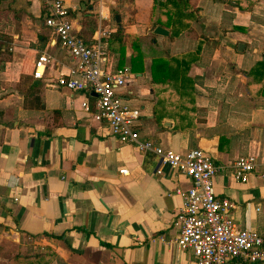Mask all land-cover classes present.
<instances>
[{
	"label": "crops",
	"instance_id": "1",
	"mask_svg": "<svg viewBox=\"0 0 264 264\" xmlns=\"http://www.w3.org/2000/svg\"><path fill=\"white\" fill-rule=\"evenodd\" d=\"M189 2L199 15L169 35L157 0H64L79 36L104 31L105 69H128L117 91L140 109V135L210 154L224 165L214 187L235 202L234 222L264 232V74L253 70L264 57V0ZM45 15L39 0H0V264H196L174 241L176 189L190 178L108 134L91 89L56 84L73 61ZM44 49L53 59L35 78ZM155 57L191 61L193 84L181 89L173 74L155 82ZM246 153L256 165L240 181L231 162Z\"/></svg>",
	"mask_w": 264,
	"mask_h": 264
},
{
	"label": "built area",
	"instance_id": "2",
	"mask_svg": "<svg viewBox=\"0 0 264 264\" xmlns=\"http://www.w3.org/2000/svg\"><path fill=\"white\" fill-rule=\"evenodd\" d=\"M39 1L46 10L45 24L60 39L73 61L68 72L56 78V84L74 90L91 89L96 95L93 116L104 123L108 134L133 144L142 152L157 154L162 164L172 166L190 178L188 188L176 189L182 197L181 207L173 219L178 227L174 240L177 247L189 248L196 264H226L233 259L244 264H264V232L238 226L232 217L235 202L216 194L214 177L224 165L215 164L211 155L200 147L181 153L142 137L135 127L140 109L117 91L124 84L128 69H105L104 31H99L94 40L86 41L75 32L64 0ZM52 59L48 50H40L33 76L41 78ZM82 104L87 106V101ZM255 165L256 157L251 153L238 155L231 162L233 175L240 181L247 179ZM120 172L124 174L128 170L123 168Z\"/></svg>",
	"mask_w": 264,
	"mask_h": 264
},
{
	"label": "trees",
	"instance_id": "3",
	"mask_svg": "<svg viewBox=\"0 0 264 264\" xmlns=\"http://www.w3.org/2000/svg\"><path fill=\"white\" fill-rule=\"evenodd\" d=\"M233 1L238 3L240 0ZM157 2L164 5L165 8L163 10L160 8V10L166 15V19L165 21H162L159 16L156 19V22L167 27L169 26L171 30L169 35L175 34L179 31V29L182 27L181 20L183 18H196L198 15L197 9L190 5L189 0H157ZM176 60L177 65L173 67L169 63V60H166L164 57L153 58L151 63L152 79L155 82H163L168 79L169 75L173 74L174 77L178 79L177 81H179L181 89H185L188 81L193 84L194 78L187 76V69L191 61H186L184 58H176ZM165 70H168L167 74H163ZM253 70L255 74L256 72L264 74V57L255 63Z\"/></svg>",
	"mask_w": 264,
	"mask_h": 264
},
{
	"label": "water",
	"instance_id": "4",
	"mask_svg": "<svg viewBox=\"0 0 264 264\" xmlns=\"http://www.w3.org/2000/svg\"><path fill=\"white\" fill-rule=\"evenodd\" d=\"M154 32L158 33V34H163V35H167L169 33V30L161 25H157L154 28ZM238 48L242 49L243 48V43L239 42L238 44Z\"/></svg>",
	"mask_w": 264,
	"mask_h": 264
},
{
	"label": "rangeland",
	"instance_id": "5",
	"mask_svg": "<svg viewBox=\"0 0 264 264\" xmlns=\"http://www.w3.org/2000/svg\"><path fill=\"white\" fill-rule=\"evenodd\" d=\"M212 1H225V0H212ZM197 8V7H196ZM221 10H223V9H220L219 11H221ZM216 11H217V9H216ZM219 11H218V16H219ZM197 12H198V9H197ZM213 13H215V10L213 11ZM198 15H199V13H197ZM232 79H234V80H238V76H236V75H233V78ZM248 82V81H247ZM247 86L249 87V85H248V83H247ZM256 91V90H255ZM247 92H248V94H250V95H254L255 94V92H254V90L253 89H251V88H249L248 90H247Z\"/></svg>",
	"mask_w": 264,
	"mask_h": 264
}]
</instances>
